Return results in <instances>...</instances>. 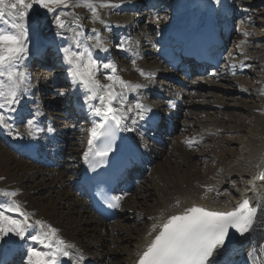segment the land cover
<instances>
[{"label":"bare ground","instance_id":"bare-ground-1","mask_svg":"<svg viewBox=\"0 0 264 264\" xmlns=\"http://www.w3.org/2000/svg\"><path fill=\"white\" fill-rule=\"evenodd\" d=\"M175 1H177V7H175L173 11L174 13L173 16L171 14L172 17L162 20L163 24L161 25L160 28L157 29L158 33L156 34H159V36H167L169 34L170 28H172V30L173 27L174 29H177L178 26L180 27V25L183 24L184 19L182 18L184 12V8H183L184 1L183 0H175ZM139 3L140 4H138V6L137 5L130 6L128 10H132V9L134 10V8L139 6H141L139 8H143V7L148 8L151 5L152 11L155 10L153 12L149 11L151 14H153L152 17L160 16L154 14L155 12L156 14L160 13L161 11L160 6L162 7L163 5L164 6L169 5V4H163V2H160V4L159 2L147 3L144 0H141V2ZM184 4H187L186 7L189 15L191 14L192 16L194 12L197 13L198 11H200L199 13H197V16H202V18H204L207 14V8L210 4V1L187 0ZM102 9L105 11L106 10L114 11V6L98 8L99 14H101L100 12ZM226 13L229 16H232V10H230V8L229 11H227ZM73 14L74 13L72 10V12L68 15L67 19L72 20ZM90 15L91 13L87 11L86 16L89 17ZM162 16H161L162 18L166 16V14H164V11L162 12ZM90 17H92V15ZM161 17H157V19L153 18V20L151 19L149 21L150 23L147 24L146 30L144 29V32L140 37L141 39L132 40L131 38L121 36L120 45L123 44V47L119 46L118 50L121 52L122 56L124 57L123 62L130 63V66L132 64L131 68L129 69V72L131 71L137 76L139 74L140 77H138V81L131 80L129 82V79L125 78L126 76L124 77V75H122L121 72L120 73L117 72V74L123 80L128 81L129 83L135 82L132 84L143 85V87L137 89L135 92L126 93L127 98L124 101V103L127 106L131 107L132 105H130V102H134L133 104L135 105L137 101L145 105L146 98L149 96L151 89L157 88L154 82L155 81L154 73L151 77H148L147 75L142 76L140 72L137 71V69H142L145 73L146 71L147 73H151V71L158 72L157 66L154 67L153 65H151L149 67L147 66L148 64L146 65L145 63H141L143 61V60L141 61V56L144 57L146 53L150 55L151 53L154 54V52H157V49L145 50L142 47L145 46L144 45L145 42L151 43L150 41L151 39L148 38L150 37L149 29L151 28L156 29L154 23L157 20H159ZM84 18L80 19L79 22L84 21L85 20ZM194 23H195L194 21L189 20L187 26L191 27ZM89 24L90 23H88L87 25ZM114 25H116L115 28L122 26L121 24L119 25L114 24ZM175 25L177 26V28H175ZM113 26L111 25L109 26V28L113 29ZM91 28L92 25L90 26V29ZM109 28H108V32L110 30ZM232 30H234V26ZM40 31L41 32H38V29L32 30L29 36L30 41H29V51L27 56L29 57L35 56L36 53H38L39 51L44 52L46 48H48L49 46L54 47L53 53L57 52V54L54 55V60L55 61L57 60L56 61L57 65L55 66L57 67V69H59V71L55 73H50L49 70L43 71L40 74L41 80H46L47 78H50L52 79V81H55L56 83L67 87V91L69 92L68 96L70 97V105H72V109L75 111V114H80V116L86 120L85 122L86 125L84 124L85 126L84 125L82 126V130L84 131V134L88 136L89 130L92 128L93 124L100 123L102 118L95 116L91 112L89 104H86L84 101L85 89L79 86L78 83L74 84L71 77L68 75L69 66L64 62L63 52L61 50L66 47H71L73 50H76L75 45L69 39L71 33L64 30L62 35H57V32H61L62 30L58 29L55 26L54 21H51L49 24L43 23ZM79 31H81L83 34L85 33L84 28L79 29ZM37 33L38 34L40 33L41 36L38 35ZM91 36L92 35H89L90 38ZM90 40H91V44L95 43L94 39H90ZM238 48L239 50L242 49L241 46H238ZM92 53H93V58L99 61L100 64L102 65L104 62L101 61L105 60L106 51L101 50L102 57H100V59L94 53V49H92ZM133 61H135V64H133ZM241 61H237L238 64L241 63ZM261 64L257 63L256 68L263 67V65ZM25 66L26 64L23 61L22 64L18 65L17 67L18 69H22ZM43 68L46 69V67ZM253 70H255V68ZM248 71H252V68L249 69ZM108 74H111V70L104 69L101 66L99 67V70L96 74V78L100 80L101 83H109V81L105 79V76ZM158 74H160L161 77L164 75L163 72H158ZM210 77H212L213 79H211ZM210 77L205 80H202L203 79L202 77H197L198 80L193 79L198 83L197 85L195 84V86L193 87L191 86L189 90L191 89H197L200 91L207 90L210 91V93L211 90L212 91L215 90L218 91L219 93H222V95L228 94L227 90H224L223 87L217 83L218 80L216 76L210 75ZM229 77L232 85L233 84L237 85L241 80L240 78L238 79L237 77L234 78L232 75H230ZM193 80L191 81V83L193 82ZM34 85L35 83L32 82L30 77H28L27 85H26L27 90L25 91L24 87L18 89V103L15 105L16 110L14 112L6 113V116L8 118V123L12 125V128L11 130L0 128V140L4 145L6 142L7 146L6 145L5 146L9 148L11 152L17 155L19 158L20 156L18 155L19 154L18 149L10 142V140L14 139L17 140L18 142H23L24 138L26 136H29L27 135V129L24 127L26 126L27 122L23 119L22 116L23 113H25V111H27L31 115L32 117L31 119L33 120H35V118L39 116V113H37L38 107L34 106L31 103L29 97L26 96L27 92L30 90V88L34 87ZM236 85L235 88H237ZM145 87H148V90L145 89ZM210 93L205 94L203 98L212 97L213 99H215L213 100L212 103L200 102L198 99H196L198 96L197 95L194 96L190 94L189 91L185 92L179 90L178 92H176V97L175 95L174 96L170 95L169 97V99H172V104H180L186 107L185 112L184 113L180 112L179 116L185 115L188 118L192 116L193 119L196 118L198 121L200 119V121L202 122V127L197 124L195 125V123H197L195 122V120L189 121L188 124L189 127L195 126L203 131V135H200L197 138V141L200 142L203 140H207L209 135L212 134L215 135V133H218V131L214 130V127H212L214 125L213 123H217V124L235 123L236 125H241L243 120H246L248 118L245 115L241 116V115H236V113H234L235 110L240 109L241 106L244 107L245 106L244 104L246 102H241L243 104H234V103L229 104L231 102H238L239 98H233V97L230 98L231 96L229 98L228 96L225 97L222 96L220 98L219 97L217 98L216 97L217 95L215 93L213 94ZM258 93L261 95L259 98L256 96ZM188 95H191L190 97L195 100L192 101L186 100V97ZM250 95L253 96L254 102L252 103V106L249 107L256 114L253 118L247 119L249 120L248 127L242 130L240 129L241 131L240 130L235 131L234 129H229L226 127L224 129L225 133L231 134L232 136V138H230L231 142L241 139L240 142L238 141L239 147L235 149L234 154L229 156L223 162V165L219 168L218 171H215L213 173H206L207 171L204 172L205 173L204 178L203 176L202 178H200V176L203 175L204 173L201 175L200 174L197 175L196 172H194L195 170H193L192 172L193 174H190L192 175L193 179L185 176L183 173L180 172L181 175L179 177H181L182 179L181 182L174 183L172 186H170L167 189V191L164 192L163 198L159 202L155 203L156 207L145 213L146 222L144 226L146 227L144 228V230L142 229L143 231L142 232L140 231L141 233L138 235V237L130 236L126 238L124 241L125 244L123 243V245L120 247L121 250L117 251L122 256V261L125 264H137L140 254L145 250L146 245L150 243L151 239L154 238L155 234L159 229V225L162 224L169 215L178 214L182 212L185 207H189L193 204H196L214 210L226 211L235 208L243 199H248L250 202H252V206H256L258 193L264 192V181H261L259 179H254V177H257L262 171H264V90L257 91L255 93L248 92L246 94V96H250ZM59 102H60V97L59 100L57 98V105ZM29 103L32 105H29ZM91 104L98 106L100 104V101L98 99H95ZM163 105L165 106L166 104ZM30 106H32L31 109H29ZM113 106L119 107V105L115 103ZM167 106L169 107L168 103ZM206 108L215 111H213V113H210V110L208 111L206 110ZM197 109L199 110V112L195 111ZM169 112H173V110L170 109ZM218 115H221V119L217 118ZM205 116H207V118ZM62 118H65L64 113H62ZM34 124L36 128L39 129V131H35L34 135H32L31 137H34L36 139V135L39 134L41 130L35 121ZM48 127H51L55 130V125L52 126L49 125ZM69 128L70 126L65 124L64 126L65 131H67ZM208 128L210 129L213 128V130L209 131ZM17 132H19L21 135L19 136L16 135ZM52 132H49L47 129L48 134ZM184 139L181 140L179 139L180 141H176V143L174 144L172 149L173 152L175 153V155L173 154L174 155L173 160H171L170 162H166L165 165H158V167L155 168L156 171L166 172L167 170H165V168H169L170 170L174 169V166L175 165L177 166L179 164V160L182 161L185 158L188 159L189 157L188 149L190 148V146L187 142L192 141L191 145H193L195 141L193 140L194 138L192 139L191 137L190 139L187 140ZM221 140L222 142L223 141L226 142L225 138H222ZM227 141L229 142V140ZM77 142L78 143L75 144L76 147L71 150H73V153L77 158V161L80 162V164H78V170H80L82 167V163L84 162L83 153L86 151L88 147V139L83 143H80L79 141ZM49 146H50V150L52 151L58 146V144L55 140H52ZM153 146L154 144L151 145V148H153ZM154 149L156 154V150H157L156 146ZM60 150L61 148H58V152ZM62 154H63L62 157L64 158L66 154V148H65V152H63ZM3 156L4 157L7 156L8 158L11 157L12 155L11 153L9 155L7 152H4V150L3 151L1 150L0 157L2 158ZM166 165L169 166L167 167ZM66 169L61 171L57 170L58 174L56 175V178L52 177L51 179L54 185H46L44 183V179L46 178L47 175L45 174L46 172L43 174L40 171L36 170L34 167H31V165L30 166L27 165L26 161L17 159L14 165V169L10 168L5 170L3 175L0 176V203H4L6 200L15 199L22 205L23 209L29 213V223H34V221L36 220H42L45 222L46 225H51L52 227L56 228L57 235L59 238H62L67 243L75 245V248L69 250L70 253H73V255H70L69 257H60V264H75L76 253H82L85 259H88L87 251H89V249H87L88 247L86 248L82 246L79 239V237H81L84 231L91 232L92 235L91 234L90 235L95 240L105 237H107L105 239H108L110 238L109 237L110 233H113V231L117 230V233L120 232L122 233L124 232V229L130 230L131 225L124 227L121 226L120 228L115 227L116 229L107 228L106 225L112 224L113 222L106 224L95 216V214L89 207V203L86 197L78 195L77 181L75 180V176L77 177V173L73 172L74 174L72 173L73 175L69 177V175L67 174L68 171ZM13 170L16 173H14ZM52 172L55 173V171ZM22 179L23 181H21ZM207 186H211L212 191L210 192L206 191ZM12 191L16 192L15 197H6L4 195L5 192H12ZM43 193H45L44 197H41ZM53 194H57V196L60 197L57 200L53 201L54 200V199L52 200ZM142 197L143 196L138 195L137 199H141ZM127 199L128 197H126L123 200V206H121L123 209L122 208L121 209H122V213H125L127 216H129L133 212L134 206L133 204L131 205L127 204ZM39 200H41L42 202H40ZM177 201H179V203H177ZM59 215L61 216L60 219H59ZM72 216H76L75 220L74 218H72ZM149 217H151V219H149ZM13 218L19 220L23 219V217H18V216L17 217L15 216ZM77 218L78 220H76ZM153 224L157 225V228L154 229L152 227ZM79 226L80 228H78ZM44 230L46 231L47 229ZM39 231H40L39 226H34L26 230L25 239H20L19 237L10 234L9 237L5 238L4 240H0V260H3V262L6 260L10 261V258L12 257L11 254H13L14 252L17 253L22 252L23 253L22 264H26L28 246L31 245L37 247L40 250H46L43 248V246L27 238L30 235H36ZM97 244H99V242H97L96 245ZM262 245H264V212L258 213L257 222L250 232L244 234L240 239H237L234 243L230 244L228 247L222 248L218 251V253L214 257V264H253V260L249 257V253L252 252L253 256L258 255L261 251H264ZM6 249H8V256L4 258V252L6 251ZM108 254L109 251L104 250L103 255L101 256L102 260L104 258V255L106 256ZM85 259L84 261H81L80 264H84Z\"/></svg>","mask_w":264,"mask_h":264},{"label":"snow or ice","instance_id":"snow-or-ice-1","mask_svg":"<svg viewBox=\"0 0 264 264\" xmlns=\"http://www.w3.org/2000/svg\"><path fill=\"white\" fill-rule=\"evenodd\" d=\"M70 4L73 7L83 6L90 10L91 18L99 20L101 24L105 22L101 19L98 8L114 6L110 4V0H0V77L4 78L0 79V128L11 130L12 125L8 123L6 113L16 110L18 89L24 87L25 91L27 90L28 74L24 70H18L17 66L22 64L28 54L30 34L26 21L34 6L38 5L48 13L54 14L55 26L62 30L57 32V35H62L64 30L71 33L69 39L76 50L71 47L61 50L63 60L69 66L68 75L74 84L78 83L85 89L84 101L89 104L91 112L102 118L100 123H94L89 130L88 147L83 153L85 162L90 168H94L103 163L104 158L112 150L116 131L133 130L125 124L129 113H134L133 124H135L136 119L144 120L151 109L139 101L134 106H127L124 103L127 98L126 93L135 92L143 85L131 84L123 80L117 75L116 65L111 61L101 65L93 58L92 49L106 51L103 37L97 29H92L94 36L90 38L94 39L95 43L88 44L83 38V33L79 31L83 26L75 14L72 20L65 18L69 15L67 12L63 15L55 14L59 8H67ZM120 47H123V44ZM101 66L111 70V74L105 76L109 83H101L96 78ZM137 71L142 76L153 75V73H145L142 69ZM95 99L100 101L98 106L91 104ZM114 103L119 107H113ZM169 105H172V101H169ZM26 129L29 136L39 131L33 119L27 121ZM53 130L51 127L48 128L49 132ZM16 135L21 134L17 132ZM187 143L191 146L192 141ZM96 157H99L98 161L95 160ZM254 179L264 181V171ZM206 191H212V187L207 186ZM4 195L15 197L16 192H5ZM122 199L121 195L112 196L109 206L119 207ZM6 212L17 213L23 219H15L6 215ZM261 212H264V192L258 193L256 206H252V202L248 199H243L235 208L226 211L196 204L185 207L182 212L169 215L159 225L154 238L140 254L137 264H214V257L229 238V229H234L243 236L253 229L258 213ZM34 226H39L40 231L27 238L46 250L28 246L26 264H60V257L73 255L69 250L75 248V245L59 238L57 229L46 225L42 220L29 223V213L17 200L12 199L8 204L0 203V240L9 237L10 234L25 239L26 230ZM152 227L155 229L157 225L153 224ZM75 256V264H80L85 259L82 253H76ZM249 257L253 260V264H264V251L256 256L250 252Z\"/></svg>","mask_w":264,"mask_h":264},{"label":"rangeland","instance_id":"rangeland-1","mask_svg":"<svg viewBox=\"0 0 264 264\" xmlns=\"http://www.w3.org/2000/svg\"><path fill=\"white\" fill-rule=\"evenodd\" d=\"M144 1L147 3L159 1V4L160 2L164 1L165 3L163 2V4H169L168 6H164V5L163 7L160 6V9L162 8V11L165 10L164 14H166V16L164 18H162L163 16L161 12L159 14H156V12L154 13L155 15H160L157 17L162 16L159 20H157L154 23L156 29L151 28L149 29L150 31L148 30L150 32V37L148 38L154 39L155 33H158L157 29L160 28L161 25L163 24L162 20L172 17L171 16L172 7L176 5L175 0H144ZM228 1L233 3L234 0H228ZM139 2H141V0H110V4L114 5V11H109V10L105 11L102 9L100 12L101 13L100 17L105 22L104 24H101L99 20H93L90 17L92 14L89 17H87L86 16L87 11L89 13L91 12L90 10L84 8L83 6L73 7L70 4L67 8L65 7L59 8L55 14L63 15L65 12L70 14L73 10V13L79 18V20L85 17L84 18L85 20L80 21V23L83 26L82 28H84L85 30V33L83 34V38L87 40L88 44H91L89 35L94 36L92 29L95 28L97 29L99 34L103 37L104 46H110L111 45L110 36L111 35L113 36V31H112V28H109V26H111L112 24L113 25L121 24L123 27H126L129 30V36L137 40V39H141L140 37L142 36L144 29L146 30L147 24L150 23L149 21L151 19L153 20V18L157 19V17H152L153 14H151L149 11L153 12L155 10L152 11V9L150 8L146 9L148 10L146 11L145 9L141 10L139 8L141 6H139V7L134 8L136 10H133V9L132 11L125 10V12L121 11L124 6L127 7L129 6V4L130 5L138 4ZM235 5H236V9H235L236 28L232 36V42L228 46L226 59L223 63L224 72L220 74V76L218 75L217 77L218 79L220 78V80H218L217 83L221 85L224 90H227L228 94L222 95V93H219L218 91H215V90L213 91L211 90V93H210V91H207V90L200 91L197 89H191L189 90V92L190 94L194 96L197 95L198 97L196 99H198L200 102H207V103H212L213 100H215L212 97L203 98L205 94H209V93L210 94L215 93L217 95L216 96L217 98L218 97L220 98L222 96L223 97L228 96V98L230 96H231L230 98L232 97L239 98V101L237 100L238 102H231L229 104H233V103L243 104L241 102H246L247 104L245 103L244 107L241 106V108L238 110H235L234 113H236V115H241V116L245 115L248 118H253L256 113L253 110H251L249 106H252V103L254 102V98L252 95L246 96V94L248 92L255 93L257 91L264 90V0H236ZM84 11H85V14H84ZM65 18L67 19L68 16ZM51 21H54L53 13H48L46 9H43L39 7L38 5L34 6L33 10L31 11L26 21V25L29 29V34H31L33 29H38V32H41L40 29H41L42 24L43 23L49 24ZM88 23L90 24L87 25ZM91 25H92V28L90 29ZM135 26L137 27V29L131 30V27H135ZM108 28L110 29L109 30L110 33L108 32ZM245 33L247 34L245 35ZM38 35H40V33ZM151 36H153V38ZM158 44H159V41H158ZM144 45L145 46L142 47L143 49L147 50V48H150L149 43L145 42ZM238 46H241L242 49L239 50ZM96 50L98 51V49ZM111 53H112V56H111ZM106 56L107 58L105 61L106 62L111 61L112 63H114L116 65L117 72L118 73L121 72L122 75H124V77L126 76L125 78H128L129 82L131 80L138 81V77H140L139 74L137 76L131 71L129 72V69L131 68L132 64L130 66V63L123 62L122 59L120 58H115L114 51L111 52L108 50ZM155 56L156 55H153L152 53L150 55L146 53L144 57L141 56V61L143 60L141 63H145L146 65L148 64L147 66L149 67L151 65H153L154 67L156 66L160 67L159 61L157 60ZM237 61H241V63L238 64ZM53 63H55V61ZM53 63L50 62L49 68L45 69L44 71L49 70L50 73L58 72L59 69H57V67ZM257 63L258 64L262 63L261 65H263V67L256 68ZM55 64L57 65V62ZM241 65H245V67H241ZM251 68H252V71H248ZM254 68L255 70H253ZM28 70L30 71L28 73L34 75V78L32 77L33 80H36L38 77L36 72H40V71H37V69H33V68L28 69ZM240 71L241 72L243 71V72L241 73ZM239 73H241V75ZM229 75H232L234 78L235 77H237L238 79L240 78L241 79L240 82L237 85L236 84L232 85V83L230 82L231 80H230ZM0 79H4V78L0 77ZM196 79L198 80V78ZM205 79L207 78H203L202 80H205ZM156 80L160 82L159 79H156ZM194 82L196 81L193 80L192 83L197 85L198 82L196 83ZM132 83H135V82H132ZM41 85L44 88L48 89V91H44L45 100L42 102V105H43L42 109L43 107L47 106V109L45 110L46 115L49 116L51 118V121H54L60 129L64 128L65 126L63 124L64 122L65 124H68V126H70L69 129L71 130L68 129L69 131L68 139L66 137L67 145H68V147L66 148L67 149L66 154L62 162L60 163V165L57 166V169H50L47 167H43L40 164L31 163L22 158H19L17 155L12 153L9 148L6 147L7 146L6 142H5V145H6L5 146L0 140V151L4 150V152H7L9 155L11 153V155L13 156V158L12 156L8 158L7 156L5 157L3 156L2 158L0 157V176L3 175L5 170L10 169V168L14 169L16 160L21 159L23 161H26L27 165L29 166L31 165V167H34L36 170L40 171L41 173L44 174L46 172L45 174L47 175H46V178L44 179V183L46 185H54L51 179L52 177L56 178L58 171H61L67 168L66 170L68 171L67 174L69 175V177H71L74 174L72 171L74 170V167L77 166L78 161H77L76 156L73 153V150L71 149H74L76 147L75 144L78 143L77 141H79L80 143H83L86 140L83 130L81 128V126L84 124L85 121L80 120L77 122L76 119L78 118H76V116L72 112L70 102L68 100L69 96H68L67 87L60 84L59 86H56L54 89L49 90V88L53 87V85H56V82L52 81V79L50 78H47L46 81L41 83ZM235 85L237 86V88H235ZM37 89L38 87L35 88L33 94H35ZM188 96L186 97V100H189V101L195 100L190 97L191 95H188ZM256 96L259 98L261 95L258 93ZM59 97H60V102L57 105V98L59 100ZM150 97L147 98L148 101L153 102L154 99ZM206 110L209 111L210 109L206 108ZM195 111L199 112L198 109ZM213 111L215 110H210V113H213ZM62 113L65 114L64 120L63 118H61ZM205 117L207 118V116ZM217 118L221 119V115H218ZM247 119L243 120L241 125H236L235 123L233 124L232 123L231 124L213 123L214 125L212 127H214V130H217L218 133H215V135L214 134L209 135L207 140H203L200 142V141H197V138L198 136L203 135V131L198 127L188 126L189 121L195 120V122H197L195 123V125L197 124L202 127V122L200 121V119L198 121L196 118L193 119L192 116L190 118L186 117L185 115L180 116L178 120L180 122V126L177 129L175 136L172 137L170 143H168L169 144L168 147L165 150H163V152L159 151L160 153L157 159L155 158V162L152 164V167L149 169L144 180L137 188H135L134 192L127 199V204L129 205L133 204L134 206V210L131 213L132 215L130 214L129 216H127L125 213H122V216L118 220H115L112 224L106 225L107 228L109 229H113L115 227L120 228L121 226L124 227V226L131 225L130 230L124 229V232L122 233L121 232L117 233V230H116V231H113V233H110L109 237L111 239L110 238L105 239L107 238L105 237V238H101L97 240H95L91 236L92 235L91 232L84 231L81 237H79V239H80V243L82 244V246L86 248L88 247L87 249H89V251H87L88 259L90 258L93 264H125L122 261V256L117 251L121 250L120 247L123 245L126 238L130 236L138 237V235L144 230V228L146 227L144 226L146 222L145 213H147L149 210H152L156 207L155 203L159 202L163 198L164 192L167 191V189L170 186H172L174 183L181 182L182 179L181 177H179L181 175L180 172L183 173L185 176L193 179L192 175H190V174H193L192 173L193 170H195L194 172H196L197 175L199 174L201 175L206 171H207L206 173H213L215 171H218L219 168L223 165V162L229 156L234 154L235 149L239 147V142L241 140V139H238L237 141L235 140L231 142L230 138H232V136L230 133L224 132L225 127L229 129H234L235 131H239L240 129L241 130L245 129L248 127L249 120ZM20 127H23V126H20ZM24 127L26 128V126ZM208 130L209 131L213 130V128L212 129L208 128ZM60 135L62 134L60 133L58 136ZM190 137L192 139L194 138L193 140L195 142L188 149L189 151L188 159L185 158L182 161L179 160V164L177 166L175 165L176 167L174 166V169L170 170L169 168H165V170H167L166 172L156 171L155 168L158 167V165H165L166 162H170L171 160H173L175 153L173 152L172 149L176 141H180L181 139H184V138H185L184 140H187V139H190ZM222 138H225L226 142L224 141L222 142L221 140ZM227 140H229V142ZM166 160H169V161H166ZM166 166L168 167L169 165H166ZM52 171H55V173ZM13 172L16 173L14 170ZM204 175L205 173L201 175L200 178H202V176L204 178ZM21 181H23V179ZM44 194L45 193H43L41 197H44ZM138 195L143 196V197L141 199H137ZM59 197L60 196H57V194H53L52 200L54 199L53 201H55ZM10 201L11 200H6L4 203L8 204L10 203ZM39 201L42 202L41 200ZM61 210H64V209H61ZM5 214L12 216V214L14 213H5ZM16 214H15L16 217L17 216L21 217L19 216V214L17 215ZM15 216H12V217H15ZM60 218L61 216L59 215V219ZM72 218H74L75 220L76 216H72ZM76 220H78V218ZM78 228H80V226ZM91 239H94V240H91ZM97 242H99V244L96 245ZM104 250H108L109 254L106 256L104 255V258L102 260L101 256L103 255ZM88 259H85V261Z\"/></svg>","mask_w":264,"mask_h":264}]
</instances>
